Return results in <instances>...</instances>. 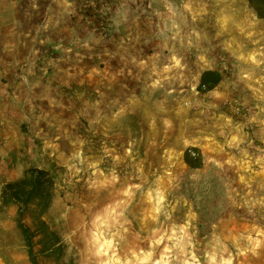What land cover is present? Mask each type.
<instances>
[{
	"label": "rangeland",
	"instance_id": "rangeland-1",
	"mask_svg": "<svg viewBox=\"0 0 264 264\" xmlns=\"http://www.w3.org/2000/svg\"><path fill=\"white\" fill-rule=\"evenodd\" d=\"M29 167L39 264H264V0H0V191Z\"/></svg>",
	"mask_w": 264,
	"mask_h": 264
},
{
	"label": "trees",
	"instance_id": "trees-1",
	"mask_svg": "<svg viewBox=\"0 0 264 264\" xmlns=\"http://www.w3.org/2000/svg\"><path fill=\"white\" fill-rule=\"evenodd\" d=\"M179 1V0H175ZM222 80V75L217 70H205L201 75L199 89L203 91L213 90ZM185 160L190 166H195L194 159L186 151ZM49 174L46 171L33 167L26 168L22 175L12 181L1 184L0 210L12 205H17L16 225L21 232L31 264H39L34 250L32 235L28 227L23 223L25 207L28 204L45 199L46 179Z\"/></svg>",
	"mask_w": 264,
	"mask_h": 264
},
{
	"label": "crops",
	"instance_id": "crops-1",
	"mask_svg": "<svg viewBox=\"0 0 264 264\" xmlns=\"http://www.w3.org/2000/svg\"><path fill=\"white\" fill-rule=\"evenodd\" d=\"M53 62V66L56 67V71L55 73L53 74V78H55V80H57V82H61V78H60V74H59V71H60V63L59 61H52ZM16 109V108H15Z\"/></svg>",
	"mask_w": 264,
	"mask_h": 264
}]
</instances>
